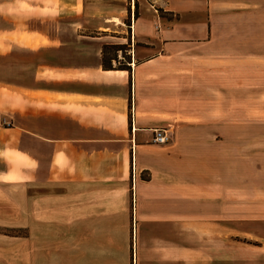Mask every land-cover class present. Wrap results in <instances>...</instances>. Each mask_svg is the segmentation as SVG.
I'll list each match as a JSON object with an SVG mask.
<instances>
[{
  "label": "crops",
  "instance_id": "0c3cea01",
  "mask_svg": "<svg viewBox=\"0 0 264 264\" xmlns=\"http://www.w3.org/2000/svg\"><path fill=\"white\" fill-rule=\"evenodd\" d=\"M257 60L264 0H0V264H196L241 220Z\"/></svg>",
  "mask_w": 264,
  "mask_h": 264
},
{
  "label": "rangeland",
  "instance_id": "374dc122",
  "mask_svg": "<svg viewBox=\"0 0 264 264\" xmlns=\"http://www.w3.org/2000/svg\"><path fill=\"white\" fill-rule=\"evenodd\" d=\"M118 47L121 57L114 65L122 67L128 47ZM108 55H115V49L107 50ZM257 61L262 70H246L241 76V220L214 223L215 236L206 240L213 243L212 253L197 238L196 264H264V60ZM232 181L234 185L237 179ZM5 232L26 235L27 228ZM186 256L183 250V264H189Z\"/></svg>",
  "mask_w": 264,
  "mask_h": 264
},
{
  "label": "built area",
  "instance_id": "2783aa9c",
  "mask_svg": "<svg viewBox=\"0 0 264 264\" xmlns=\"http://www.w3.org/2000/svg\"><path fill=\"white\" fill-rule=\"evenodd\" d=\"M171 139L170 130L167 128L153 129L152 142L157 144L167 143Z\"/></svg>",
  "mask_w": 264,
  "mask_h": 264
},
{
  "label": "trees",
  "instance_id": "16d2710c",
  "mask_svg": "<svg viewBox=\"0 0 264 264\" xmlns=\"http://www.w3.org/2000/svg\"><path fill=\"white\" fill-rule=\"evenodd\" d=\"M116 48L119 49L120 47L116 46ZM103 65H104L105 67L108 66V65L106 64V62H105V63L103 62ZM125 66H126V65H125ZM121 68H125V69H127V68H129V67H128V66H126V67H123V66H122Z\"/></svg>",
  "mask_w": 264,
  "mask_h": 264
}]
</instances>
